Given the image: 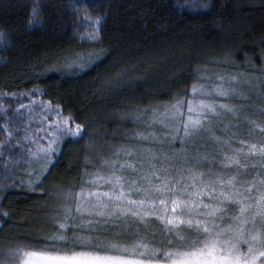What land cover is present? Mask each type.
<instances>
[{
	"label": "snow or ice",
	"instance_id": "obj_1",
	"mask_svg": "<svg viewBox=\"0 0 264 264\" xmlns=\"http://www.w3.org/2000/svg\"><path fill=\"white\" fill-rule=\"evenodd\" d=\"M174 6L195 11L208 5L182 0ZM89 8L87 0H75L74 14L91 27L84 35L97 41L104 17L93 18ZM42 11L40 0H33L31 24L42 26ZM8 43L0 32V45L7 49ZM100 56L77 54L64 68L82 70ZM256 59L264 64V42ZM259 73H214L212 86L192 85L199 98L177 97L162 112L127 113L147 130L130 138L133 146L114 149L86 171L78 191L58 190L46 217L54 229L43 237L48 246L13 245L10 264H264V107L258 122L244 105L217 99L244 97L241 84L264 87V67ZM259 95L264 99V91ZM56 112L59 122L51 121V132L44 130L47 144L36 140L26 148L25 155L35 159L25 162L37 165L27 173L32 190L43 189L63 138H83L81 125L69 127L71 119ZM8 187L4 183L0 192ZM0 215L9 217L2 208Z\"/></svg>",
	"mask_w": 264,
	"mask_h": 264
},
{
	"label": "trees",
	"instance_id": "obj_2",
	"mask_svg": "<svg viewBox=\"0 0 264 264\" xmlns=\"http://www.w3.org/2000/svg\"><path fill=\"white\" fill-rule=\"evenodd\" d=\"M181 2L87 0L92 17H104L99 40L91 41L84 35L90 25L74 14L75 0H40L42 26L30 23L33 0H0V32L9 38L7 49L0 45V101L6 99L9 106L0 112V186L10 185L0 192V208L10 217L0 215V245L48 246L43 237L54 231L46 217L56 192L78 191L86 171L99 167L114 149L133 146L130 138L147 130L127 113L162 112L177 97L199 98L191 93L192 85L212 86L214 73L260 74L264 64L256 57L264 42V0H201L208 6L195 11L174 6ZM88 52L101 56L85 69L65 70L75 55ZM240 86L247 114L259 122L264 87ZM32 92L84 130L83 138L64 137L51 175L43 189L35 190L27 173L37 165L19 159L30 146V138L22 135L25 121L17 117V104L7 101ZM159 129L153 130L159 134ZM259 133L255 128L253 142Z\"/></svg>",
	"mask_w": 264,
	"mask_h": 264
},
{
	"label": "rangeland",
	"instance_id": "obj_3",
	"mask_svg": "<svg viewBox=\"0 0 264 264\" xmlns=\"http://www.w3.org/2000/svg\"><path fill=\"white\" fill-rule=\"evenodd\" d=\"M239 87L243 90V88L240 85ZM245 97L246 95L244 97H235L230 101H226L224 98L222 102H228L240 106L243 105L242 100H244ZM5 101L6 99L0 101V112L8 111L9 106ZM7 101H9L10 103L17 104V110H16L18 115L17 117L21 118L20 116H22L25 121L23 122L24 129L22 131V135H24V137L30 138L29 139L30 146L34 148L35 147L34 142L36 140H39L41 145H46L47 138L44 130L47 129L48 132H51V127H50L51 121L59 122L56 112L57 108L52 106L50 103L44 101L43 99L36 98V95L33 92L26 93L25 95H20V96L13 95L7 97ZM21 105H23L24 107H21ZM72 126L74 125L69 124V127ZM71 138H77V137H71ZM10 144H11L10 140L6 142V145L10 146ZM24 156L26 160L35 159V158L27 157L26 155ZM16 244L26 245L21 243H11V244L7 243L0 245V264H10L12 258L8 255V253L11 247ZM27 250H40V249L30 246L29 249Z\"/></svg>",
	"mask_w": 264,
	"mask_h": 264
}]
</instances>
